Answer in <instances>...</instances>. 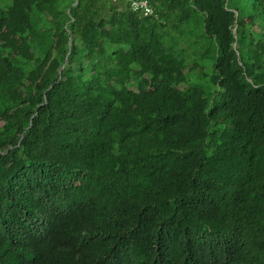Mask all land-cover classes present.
Masks as SVG:
<instances>
[{"label":"trees","instance_id":"trees-1","mask_svg":"<svg viewBox=\"0 0 264 264\" xmlns=\"http://www.w3.org/2000/svg\"><path fill=\"white\" fill-rule=\"evenodd\" d=\"M0 0V264H264V0Z\"/></svg>","mask_w":264,"mask_h":264},{"label":"built area","instance_id":"built-area-1","mask_svg":"<svg viewBox=\"0 0 264 264\" xmlns=\"http://www.w3.org/2000/svg\"><path fill=\"white\" fill-rule=\"evenodd\" d=\"M128 3L134 11L142 13L144 16L154 14V10L147 0H123Z\"/></svg>","mask_w":264,"mask_h":264},{"label":"rangeland","instance_id":"rangeland-1","mask_svg":"<svg viewBox=\"0 0 264 264\" xmlns=\"http://www.w3.org/2000/svg\"><path fill=\"white\" fill-rule=\"evenodd\" d=\"M235 3H237L239 0H233Z\"/></svg>","mask_w":264,"mask_h":264}]
</instances>
